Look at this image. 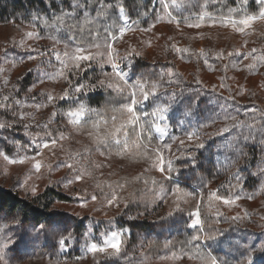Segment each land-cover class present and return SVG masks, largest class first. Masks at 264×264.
<instances>
[{"label":"rangeland","instance_id":"374dc122","mask_svg":"<svg viewBox=\"0 0 264 264\" xmlns=\"http://www.w3.org/2000/svg\"><path fill=\"white\" fill-rule=\"evenodd\" d=\"M214 1L218 0H176L175 4L170 3L168 11L182 21L179 27L175 21L170 22L167 16L157 21L155 14L154 20L147 27L137 28L130 20L123 19L125 13H120L127 30L122 38L118 32V39L110 41L117 50L118 57L123 58L118 62L130 82L137 78L156 79L167 68L173 70L172 80L179 82V86H166L169 91L175 89L179 94L176 103L166 114L169 118L160 121L162 125H169L167 132L162 137L154 132L160 144H172L171 151L165 149L163 152L165 162L168 159L173 160V171L169 180L163 179L165 174L158 167H152V161H130L135 156L117 155L119 149L115 146L98 149L94 140L87 135L91 130L85 125L87 114L81 120L80 129L69 122L67 113L78 106L71 102V98L66 102L57 100L55 105L50 104L37 110L33 106L35 103L46 102V97L39 96V93L50 92L59 96L69 87L63 78L49 79L45 75L54 74L60 68L59 61L52 56L49 66L46 62L42 63L48 58L40 57L34 51L39 48L50 53L54 41L40 35L38 38L24 37V33L28 31L37 32L34 26L14 22L0 23V68L3 69L0 72V93L13 95L15 99L21 100L22 104L16 111L30 114L26 118L17 117L13 121L10 113L6 114L0 109V122L16 124L14 128L0 129V148L10 159L16 157L18 148L10 141L29 145L32 137L26 134L23 125H31L27 131L35 133L40 131L35 127V122H50V130L59 129L67 137L58 141L54 149L44 151L45 166L39 173L34 171L32 163L28 161L23 164L8 163L0 158L1 190H10L21 198H31L51 188L67 198L66 201L54 203L51 210L53 220L47 225L23 221L22 227H17L12 224L11 217L0 220V223H8L15 231L27 230L30 235L28 244L20 245L8 253L10 264H199L198 260L188 258L190 253L184 255L181 251L175 252L181 259H173L174 252L170 249L171 242L183 234L185 228H190L191 220L195 218L190 214L196 211L197 205L204 224L202 234H208L212 229L227 230V239L217 237L215 242L201 241L202 244H209L213 255L228 260L230 264H238L243 259L240 255L243 244L260 246L261 240H264V176L252 175L259 170L260 146L249 145L245 148L247 159L243 156L236 159L231 136H235L237 132H232L228 137L204 138L205 147L198 150L193 147L194 141H186L185 147H181L179 140L171 139L172 136L185 139L186 132L201 124H209L204 131L215 134L223 126L218 117L224 106L240 113L251 112L253 108L264 110V65H258L255 71H248L243 65L251 61L243 60L236 68H232L227 57V53L234 49L239 51L234 53L232 60L252 49H257L256 55H259L264 50V21H255L251 28L239 33L231 24L221 23L219 18L231 15L232 19L238 20L244 12L229 14V8L219 9L213 19H210L211 13L205 6ZM153 4L159 10L156 0ZM236 4L231 8L239 9V0H236ZM190 6H196L197 11L188 12ZM199 13H207L208 19L198 21ZM185 17L188 18L186 22ZM197 22L201 25L199 28L188 26ZM22 38L27 45L25 48L19 46ZM65 43L70 47L75 46L71 41H61L55 47L62 52ZM176 48H187L189 53H178ZM5 49L8 50L7 59L11 62H3ZM201 49L211 53L208 60L213 65L212 68L204 63V57L196 55ZM100 51L103 52L104 49L101 48ZM219 51L225 53L222 60L215 57V53ZM29 54L37 58L29 60ZM226 64L229 65L227 70L224 68ZM105 73L111 77L106 80V84L120 83L112 76L111 65L105 64L102 69L98 61L91 63V66L84 64L79 75L73 73L70 77L73 83L78 81L85 85L84 92L75 98L88 106L86 97L89 94L115 91L106 86L94 89L88 87L105 79ZM222 77L225 79H221ZM5 78L9 81L6 87L3 86ZM33 84L35 88L29 92ZM238 85L241 86L240 94L236 91ZM13 86L18 95L13 93ZM163 90L162 88L161 92ZM33 96L36 100L31 99ZM229 96H235V101L227 99ZM197 99L198 102H195ZM145 104H150V101ZM189 108L190 113L186 112ZM53 111L57 113L55 117L52 116ZM213 118L217 119L215 125L211 124ZM244 128L246 130L247 126ZM40 139L41 137H36L37 141ZM34 147L35 145H31L26 154L35 155ZM185 148L195 152V165L187 162L189 158L184 154ZM69 153L78 161L76 167L86 168L91 175H85L82 180L76 181L72 170L63 166L57 168L56 164L66 160ZM49 164L52 165L51 169L47 167ZM260 167H264V164ZM238 170L244 179L241 186L233 189V192L239 194L241 199L231 207L222 202H212L210 206L208 192L218 191L220 195H228V186L236 184L233 176ZM133 177L140 179L143 184L140 183L137 187L135 184L139 181ZM128 178H133L131 186L122 183V180ZM69 180L72 182L69 183ZM117 184L123 187H116ZM32 186L36 187L35 195L30 192ZM177 187L180 189L179 193L172 191ZM113 190L118 201L109 205L106 197L111 198L110 193ZM93 195L97 197L96 200H92ZM249 195H252V199H248ZM177 199L180 202L179 211L175 208ZM217 210L223 214L221 217L216 216ZM246 210L248 216H244ZM236 213H240L244 219L230 226L225 217ZM217 219L219 223H216ZM146 224L150 231L141 232L138 228ZM41 227L45 230L39 231ZM133 228L136 231L135 242H131L129 237ZM111 231L121 232V255L110 257L105 253L93 254L85 250V233L91 234L87 238L88 243L102 244ZM69 232L76 239L69 240L61 248L57 241L61 235L66 236ZM157 241L161 242L159 244L162 247L158 251H151ZM237 241L241 245L239 248L236 246ZM253 259L256 264H264V258L258 253L254 254Z\"/></svg>","mask_w":264,"mask_h":264},{"label":"snow or ice","instance_id":"6c2138e0","mask_svg":"<svg viewBox=\"0 0 264 264\" xmlns=\"http://www.w3.org/2000/svg\"><path fill=\"white\" fill-rule=\"evenodd\" d=\"M257 6V11L253 13L247 12V7L249 6L250 0H239L240 8H229L228 12L231 13H239L241 11L244 14L240 19H232L231 15L221 16L219 19L223 24H231L233 29L239 33H244L246 29L251 28L253 22L255 21H264V0H252ZM156 3L159 5V10L156 8L153 9L155 12V19L157 21L167 16L169 21H175L177 27H179L182 22L181 19L173 16L170 11H168L171 4H175L176 0H156ZM70 7L76 10H82L85 12V19L88 18L89 13V5L84 2V0H76V2L70 3ZM112 8H118V11L123 14L124 8L120 5L119 0L115 4H106L105 0H97V15H100V10L103 9L105 14L107 10ZM163 13V15H161ZM76 15L75 11L64 12L62 10V15L57 17L56 20L48 25L47 21L45 24L48 28L56 30L58 28H66L65 25V17H74ZM207 13H199L197 15V20H204ZM211 18V17H209ZM125 21L128 20L126 15L123 16ZM187 17L184 18V22L187 21ZM189 27L199 28L201 25L199 22L195 24H188ZM68 32H71V28H66ZM127 30V25H123L116 29L113 27L112 32L105 29V35L101 37L99 34L93 36L89 31V37L92 39V43L90 45H85L83 43L75 42V33L70 37L75 46L70 47L68 43L64 44L63 51L57 50L55 44H60L61 40L52 35L49 38L54 41V46L51 49L50 53H46L41 51L39 48L34 51L40 57H47V61H42V63H47L49 66L51 65V57L54 56L55 60L59 61L60 68L54 74L45 73L48 75L49 79H55L57 77L63 78L67 81L69 87L63 91L62 95L54 96L52 93H44L41 92L38 95L41 97H46V102H37L33 106L38 110L40 108H45L48 105H55V101L59 100L61 102H66L69 98H71V102L73 104L78 105L74 110L67 113L69 117V122L75 126L77 129H80L81 120L88 113H95L100 118L92 123L91 130L87 132V135L92 138L97 145V148L100 147H110L115 146L119 151L116 153L117 155H133L139 156L141 158H145L146 160L152 161V167L159 168V171L163 174V179L169 180L171 179V173L173 171V160L168 159L165 162L163 152L165 149L171 151L172 144L170 143H156L153 144V140L157 139L153 133H159L162 137L166 134L167 129L169 127L168 124L162 125L160 121H164L169 117L166 116L169 113L172 106L176 103L178 98V93L175 89L169 91V88L166 86H171L176 84L179 86L178 81L172 80L173 70L172 68H167L163 73L158 74L156 79H144L137 78L135 81L130 82L127 74L123 71L118 62L119 59H123L122 57H118L117 50L113 47V43L109 41H116L118 39L115 34L116 31L119 32V37H123L125 31ZM149 29H144V31H148ZM83 32V29H81ZM24 37H39V33L36 31H28L24 33ZM19 46L21 48L27 47L24 39L22 38L19 41ZM175 48V46H173ZM103 48L104 51L101 52L100 49ZM91 49H95L92 51ZM178 53H189V49L187 48H176ZM238 49H234L233 52H228L227 57L229 58V63L232 68H236L238 63H242L243 60H250V63H246L243 65L245 69L248 71H255L258 65H264V50H261L259 55H256L257 49H252L245 53H241V56H238L236 60H232L235 52H238ZM197 56L204 57V63L208 65L209 68H212L213 65L209 63L208 57L211 55L210 52L201 49ZM3 57L5 58L3 62L8 63L11 62L7 59L8 50L5 49L3 52ZM215 57L218 60H222L225 57V53L223 51H219L215 53ZM37 57L35 55L29 54L27 59L33 60ZM99 62L101 68L105 64L111 65L112 76H114L120 83L113 84L107 83L106 80L111 79L107 73H105V79L99 80L96 84H90L88 87L94 89L96 87H107L108 89H115L117 92L123 94L125 91L128 92L127 102L123 103L118 109L113 111V115L110 117L111 123L109 124V118L101 115L99 109L91 108L87 106L82 100H79L77 97L79 94H82L85 90V85L83 83H73L71 80V75L75 73L79 75V70L82 68L84 64H88L91 66L93 62ZM39 67V65H38ZM229 67L228 64L224 65L225 70ZM3 69L0 68V72ZM31 71V70H29ZM167 77V79H166ZM221 79H225L222 77ZM43 83V80L40 81ZM9 81L7 78L3 81V86L6 87ZM223 86V85H221ZM35 88V84H33L29 88V92H32ZM164 89L161 92V89ZM214 90V89H213ZM237 94L241 93V86H237ZM13 93L18 95L16 92L15 86H13ZM160 93L159 95H157ZM162 97H165L162 99ZM31 99L36 100V97L33 96ZM227 99L235 101V96H229ZM150 104L147 106L151 107V111L145 110V102H149ZM198 102V99L195 101ZM22 101L19 99H15L13 95H3L0 93V109L4 110V112L10 113L13 121L16 120L17 117L26 118L27 115L23 111L17 112L16 109L20 107ZM191 109H186V112L190 113ZM235 111V114L233 112ZM57 113L53 111L52 116L55 117ZM243 117V118H241ZM218 119L222 123V127L218 128L215 134L205 132L204 129L209 127V124H201L196 127L192 131L186 132L185 139H179L178 137L172 136L171 139L173 141L179 140V144L181 147H185L186 141L193 142V147L198 150L205 147L204 138L214 137H228L231 136L232 132H237L235 136H231L232 145H233V155L236 159H239L243 156L247 159L248 153L245 152V148L251 145L252 147H256L258 144L260 146L259 156V164H258V172L252 173V175L264 176V167H260L261 164H264V110H260L258 108H253L251 112L240 113L235 109H229L227 106L223 107L221 114ZM217 123V119H211V124L215 125ZM244 126H247L246 130ZM16 124L14 122H0V129L3 128H14ZM26 130V134L32 137L29 145L18 144L16 141H10V143L14 144L18 148V152L16 157L10 159L9 155L0 148V158L3 161L8 163H21L23 164L25 161L32 163V167L36 173H39L41 168L44 167V158L43 153L45 150L54 149L57 146L58 141L65 140L67 137L63 131L50 130V122L40 123L35 122V127L40 129L35 133L28 132L27 129L31 127L29 124L23 125ZM131 129V131H129ZM135 137L133 139L132 137ZM36 137H41L39 141L36 140ZM31 145H35L33 151L35 155H27L28 148ZM25 153L21 155L20 153ZM102 155L104 153H101ZM111 153H109L110 155ZM189 159L188 163L195 165V152L190 148H185L184 153ZM154 158V159H153ZM256 158V157H254ZM71 160L73 162L69 163ZM78 161L74 159V155L69 153L67 155L66 160H61L56 164V167L59 168L61 166L67 167L69 170H72L74 174V180L80 181L84 178L85 175H91V173L84 167L77 168ZM187 166V163L186 165ZM49 169H51L52 165H47ZM99 167V165H97ZM233 179L236 180V184H229L227 192L228 195H220L218 191H209L208 192V200L210 202V206L212 202H222L224 205L229 207L236 204L237 201L241 199V196L237 193L233 192V189L241 186L242 178L240 176V171L238 170ZM72 181L69 180V183ZM155 183V180L153 181ZM246 182V181H245ZM100 185H97L99 187ZM116 187H123V185L117 184ZM223 187V186H222ZM175 193H179L180 189L177 187L173 189ZM30 192L35 195L36 187L32 186L30 188ZM190 195V194H188ZM111 198H107V203L112 205L114 202L118 201V197L116 195L115 190L110 193ZM97 197L95 195L92 196V200H96ZM248 199H252V195L248 196ZM175 208L177 211L181 210L179 199L175 203ZM195 218L191 220L190 228L197 229V234L192 235L190 239L184 242V246L181 248V253L184 255H188L189 259L198 260L199 264H230L228 260L218 258L217 256L212 254V250L208 243L203 244L201 246V241H211L215 242L217 237H222L227 239L226 232L224 229H212L208 234H202L204 232V224L201 220V214L199 210V205L196 207V211L190 214ZM223 214L217 210L216 216L221 217ZM249 213L247 210L244 213V216H248ZM12 218V224L17 227H22L23 221L20 219L18 213H12L11 209L5 211L2 206H0V220H8ZM225 219L229 222L230 226L237 221H242L244 217L240 215V213H236L233 216L225 217ZM219 219H217L216 223H219ZM35 227V226H33ZM7 230V231H6ZM44 227H41L39 231H44ZM10 233V234H9ZM86 237L84 248L86 251H89L93 254L96 253H105L108 256H117L121 255V232L120 231H111L110 235H107L103 243H88L87 238L91 236L90 233L84 234ZM76 238L72 235L71 232L68 235H61L59 240L57 241L58 245L63 248L66 246L69 240H75ZM30 241V235L27 230L15 231L10 228L8 223H0V264H10V260L8 258V253L12 252L15 248L20 245H26ZM236 246L239 248L241 245L239 242H236ZM185 248H187V252H185ZM243 252L240 255L243 257L238 264H256V261L253 259L254 254H259L261 258H264V240H261L260 246L256 247L255 244L245 243L242 245ZM173 259H181V256L177 255L175 252L173 253Z\"/></svg>","mask_w":264,"mask_h":264},{"label":"trees","instance_id":"16d2710c","mask_svg":"<svg viewBox=\"0 0 264 264\" xmlns=\"http://www.w3.org/2000/svg\"><path fill=\"white\" fill-rule=\"evenodd\" d=\"M155 0H119L120 5L124 8V13L128 17V20L133 22V26L137 28L147 27L152 20H154L155 12L153 9L156 4H153ZM76 2V0H0V23L14 22L18 24H25L34 26L40 36H46L48 39L52 35L57 36L61 41H71L70 37L75 33V42L90 45L92 39L89 37V31L93 36L99 34L101 37L105 35V29L107 28L111 33L113 27L118 29L123 26L122 18L118 8H112L105 11L100 10V15H97V0H84L89 5V13L87 20L85 19V12L82 10H76L70 7V3ZM117 0H105L106 4H115ZM236 0H218L217 2H209L205 9L211 13V18L218 12L219 9H228L236 6ZM252 5L254 7H252ZM64 12L75 11L74 17H65L66 28H71L72 31L68 32L66 28H58L53 30L48 28L45 24H52L57 17ZM192 10L197 11L196 6H190L188 12L192 13ZM247 12H256L257 6L252 0H250ZM208 19V16H205ZM83 29V32H81ZM118 31L115 32L117 35ZM110 42V41H109ZM128 92L123 94L112 90L101 91L93 94H89L86 97V102L89 107L99 109L101 115L109 118V124L111 123L110 117L113 115V111L118 109L123 103L127 102ZM145 104V110L151 111V107ZM100 117L95 113H89L85 117V125L91 129L92 123L97 121ZM131 131V129H129ZM153 135L157 138L156 134ZM135 139V137H132ZM164 142V141H163ZM161 142V143H163ZM159 143L158 138L153 140V144ZM116 148V147H115ZM117 149V148H116ZM135 159H130L133 162H146L145 158L135 156ZM139 182H136V186H140L143 182L133 177ZM133 178L122 180L123 184L131 186ZM66 196L62 193L55 191L54 189H46L42 193L31 197L21 198L16 193L10 190L0 189V206L5 211L11 209L12 213H18L20 219L24 222H31L35 225H47L53 219L51 210L56 201H66ZM141 232H149L150 228L147 226L139 227ZM183 234H180L171 242L170 249L173 252L180 251L184 246V242L191 238L192 235L197 234V229L185 228ZM135 228L131 231V242L136 241ZM160 241H157L155 247L151 248V251L160 250ZM201 243V242H200ZM162 245V244H161ZM201 246L203 244L201 243ZM160 247V248H159ZM187 251V248H185Z\"/></svg>","mask_w":264,"mask_h":264}]
</instances>
